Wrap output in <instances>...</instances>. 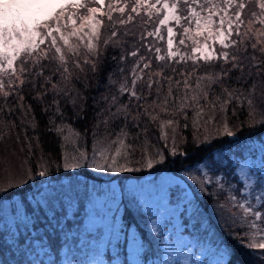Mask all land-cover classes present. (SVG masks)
I'll return each mask as SVG.
<instances>
[{
  "label": "snow or ice",
  "instance_id": "snow-or-ice-1",
  "mask_svg": "<svg viewBox=\"0 0 264 264\" xmlns=\"http://www.w3.org/2000/svg\"><path fill=\"white\" fill-rule=\"evenodd\" d=\"M89 74L107 94L81 133L64 121L69 106L81 118ZM37 113L44 131L62 138L57 167L105 173L138 171L134 160L152 168L169 147L176 154L189 128L207 142L208 125L235 135L229 122L240 113L264 126V0H0V172L13 175L15 144L28 150L25 165L39 149L35 175L49 174ZM239 171L243 190L230 186L224 196L216 178L215 211L230 238L259 254L251 264H264V158ZM193 180L202 191L213 183L207 174ZM64 195L37 189L30 210L55 211Z\"/></svg>",
  "mask_w": 264,
  "mask_h": 264
},
{
  "label": "rangeland",
  "instance_id": "rangeland-1",
  "mask_svg": "<svg viewBox=\"0 0 264 264\" xmlns=\"http://www.w3.org/2000/svg\"><path fill=\"white\" fill-rule=\"evenodd\" d=\"M238 149L223 161L236 165L243 190L244 180L239 169L245 163L259 166L264 158V142L258 150L250 148L243 152V147ZM250 151L253 154H249ZM221 160L212 158L206 161L207 164L199 165L200 175L193 171L183 174L170 172L172 175H169L168 171H163L128 176L88 169L95 178L103 177L102 182H92L90 186L73 190L63 183L70 174L82 169H68L60 178L50 175L36 177L32 181L34 187L44 190L52 185L46 190L61 193L67 190V195L55 202V211L44 208L43 211H29L27 215L16 194L11 200L15 204L14 209L10 208L11 201H6L0 212L3 214L0 228L8 227L18 236L27 232L26 218L30 222V235L26 234V240L21 244L28 250L22 258L23 264H43L41 259L45 264H216L219 259L216 250L221 241L216 237L215 227H212L214 232L208 231L209 225L204 219L211 217L219 227L226 224L215 211L216 205L210 214L205 204L199 203L200 196L205 198L207 184L204 185L206 191H202L193 177L203 180L205 174L209 176V170L214 168H209V165L213 161L218 165ZM74 215H78L75 221ZM32 234L36 235L33 242ZM7 237L15 247L14 236ZM64 238L66 244H63ZM124 247L129 256L127 262L119 263L117 259L109 262L106 259L105 252L117 253ZM45 250L46 256L43 255ZM145 253L147 257L143 256ZM9 263L16 264L13 261ZM0 264H3L1 259Z\"/></svg>",
  "mask_w": 264,
  "mask_h": 264
},
{
  "label": "trees",
  "instance_id": "trees-1",
  "mask_svg": "<svg viewBox=\"0 0 264 264\" xmlns=\"http://www.w3.org/2000/svg\"><path fill=\"white\" fill-rule=\"evenodd\" d=\"M162 31L166 30L162 29ZM161 45L163 46V42H161ZM115 55H117V51L112 49H109V51L105 54V59L109 62L110 67L115 66L111 59ZM104 84L105 81H97L96 79L91 78V74H89V79L86 81L87 86L80 88L81 95L86 98L83 101L84 111L81 113V118L74 116L72 114L71 106H69L67 112L69 119L65 120L64 123L71 125L74 130L81 133H83L86 129H89L93 121L95 101L99 100L102 94H107ZM101 106L103 105L101 104ZM37 120L40 122L41 146L43 148V154L46 157H50L51 166L48 168V175L53 176L54 178L55 176H59L60 178L68 171V169H64L63 167H57V165L61 163V154L63 150L61 149L60 144L63 142L62 138L57 137L53 132L44 131L47 120L46 118L41 117L38 113ZM57 123H59V121H57ZM229 123L230 127H232V130L235 132V135L233 136H226L223 134V131L217 132L212 125H208V133L210 134V138L207 140V142H205L203 139V130H201V132L198 134L199 139H194V130L192 128L183 130L182 136L184 139L177 141L175 155L171 154L169 147V150L164 152L165 159L159 163H155L152 168L141 167V165L135 163L134 160L133 164L130 166L139 170L132 172H121L120 174H127L128 176H143L145 174L168 171L169 175H172V173L183 174L193 171L200 175L201 173L198 169L199 165L207 164L206 161L212 158H221L222 160L219 161L218 165H214V168L209 170V177L212 178L213 183L206 185L207 193L204 194L205 198L202 196L199 197V203L205 204L208 213L211 214L210 211L215 208V201L218 198V187L215 183L217 177H219L221 182L225 185V191L220 194L222 196L227 194V190L230 186L237 189L242 188V181L241 179H238V175L235 170L236 165L233 164L231 166V163L224 162L223 158H229L234 150H239V147H243V152L248 151L250 148L258 150L262 147V142H264V126L260 125L259 123L254 126H250V123L245 119V115L243 113H240L238 118L232 117ZM65 134H67V130L65 131ZM29 135H31V133H29ZM21 139L23 142V134ZM91 144L92 139L91 135H89L88 145ZM13 148L16 151V156L13 158L16 164L13 175L9 176L3 172H0V189H7V193L0 191V212L3 211L5 202L11 201L12 197L17 194L20 198L21 204H23V207L25 208L26 214L28 215L30 213L29 211H31L30 209H33V207L36 206L35 201L38 198L37 189L39 188L34 187L32 181L34 180L33 178L36 177L42 178L38 175H35V173L39 170L37 161L39 160L42 153L39 149L34 148V155L27 160V165H25L24 162L28 158L27 148H25L23 152L19 151L18 145L14 144ZM88 148L90 149V146ZM249 154H253L252 151H250ZM156 159L159 160L160 158L157 156ZM29 166L33 169V178L30 180L27 179V175L23 170L25 167ZM124 175H121L120 177H126ZM94 176L90 170L82 169L80 172L77 171L74 174H70L68 177L69 179L63 183V186L65 185L68 189L73 190L77 187L81 188L90 186L92 182H102L103 177L95 178ZM9 181H11L13 184V187L11 188L8 187ZM22 181H26V183H22ZM16 185H19V187H16ZM51 186L52 185H48L47 188ZM53 187L59 188L56 186ZM64 193L67 195V190L64 191ZM29 195L32 197L30 198ZM206 195H208L207 198ZM32 198H35V201ZM14 207L15 204L13 201H11L10 208L13 210ZM127 212L128 210H126V213ZM74 216L75 221L78 219V215ZM0 217H3V214L0 213ZM208 218L204 219V222L209 225L208 231L214 232L215 230L212 229V227H215L217 230V235H215L216 237L218 236L217 239L221 241L220 246L216 250L217 255H219V259L216 260V264L217 261H223V264H251L253 260L259 259L258 253H254L253 250L243 248L241 245L236 243L235 239L230 238L227 235V225L221 224L222 227H219V225H217V223H215L211 217ZM210 219H212V221ZM24 225L25 227H28L26 234L30 235V222L27 221V218ZM129 226L130 223H128L127 227ZM14 234L15 233L9 231L8 227L0 228V259L3 261V264H10V261L15 262L16 264H23L24 262L22 261V258L27 255V248L21 246V244H23L26 240V234L24 232H21L18 236H15ZM8 235L14 236L13 239L14 241L16 240L15 247L11 246L10 241L12 240L8 239ZM30 237L31 242L36 239L35 234H32ZM66 241L67 240L64 238L63 244H66ZM246 242L247 241H245V243ZM42 245L45 247V243ZM121 251L123 252L121 253ZM222 252L226 253V255L222 256ZM29 254L30 252L28 253V256ZM43 255H47V250H45V254L43 252ZM105 256L109 262H113V259H117L119 263H125L129 259V256L127 257V252L124 249L118 250L117 253L107 251L105 252ZM143 256L147 257V254L145 253ZM41 262L45 264L44 259H41Z\"/></svg>",
  "mask_w": 264,
  "mask_h": 264
}]
</instances>
